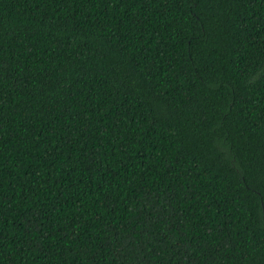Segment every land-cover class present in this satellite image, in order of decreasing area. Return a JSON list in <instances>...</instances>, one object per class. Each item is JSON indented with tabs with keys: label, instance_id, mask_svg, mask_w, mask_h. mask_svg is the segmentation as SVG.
I'll list each match as a JSON object with an SVG mask.
<instances>
[{
	"label": "trees",
	"instance_id": "16d2710c",
	"mask_svg": "<svg viewBox=\"0 0 264 264\" xmlns=\"http://www.w3.org/2000/svg\"><path fill=\"white\" fill-rule=\"evenodd\" d=\"M0 264H264V0H0Z\"/></svg>",
	"mask_w": 264,
	"mask_h": 264
}]
</instances>
